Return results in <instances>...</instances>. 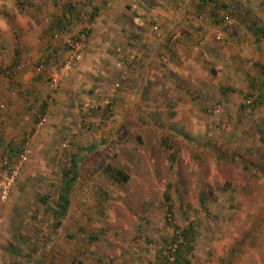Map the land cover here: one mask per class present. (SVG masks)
I'll return each mask as SVG.
<instances>
[{"label": "rangeland", "instance_id": "374dc122", "mask_svg": "<svg viewBox=\"0 0 264 264\" xmlns=\"http://www.w3.org/2000/svg\"><path fill=\"white\" fill-rule=\"evenodd\" d=\"M0 19V158L28 151L0 202V264H164L184 232L180 264H264V0H0ZM57 32L88 42L42 106L33 66ZM74 156L83 185L58 227Z\"/></svg>", "mask_w": 264, "mask_h": 264}, {"label": "built area", "instance_id": "2783aa9c", "mask_svg": "<svg viewBox=\"0 0 264 264\" xmlns=\"http://www.w3.org/2000/svg\"><path fill=\"white\" fill-rule=\"evenodd\" d=\"M88 42L86 33L65 35L61 33L49 34L46 40L45 48L48 50L46 53L37 57L34 63V70L38 74L45 73L48 92L43 99V105L47 106L53 102L56 93L60 87V82L66 79L74 68L81 62L84 50L86 49ZM60 46L65 55L60 64L56 65L53 69L48 68L49 59L52 55L48 54L54 47ZM54 52V51H53ZM25 65L19 63L12 67L8 74L24 71ZM28 118V117H27ZM48 112L43 109L35 117L34 130L40 129L48 121ZM28 151L26 148L19 149L16 159V164L10 163L6 158H0V202H4L9 197L15 180L18 176V172L23 163L27 161ZM184 239L181 233H177L174 241L169 246V253L172 254L167 258L168 264H175L173 254L183 244Z\"/></svg>", "mask_w": 264, "mask_h": 264}, {"label": "trees", "instance_id": "16d2710c", "mask_svg": "<svg viewBox=\"0 0 264 264\" xmlns=\"http://www.w3.org/2000/svg\"><path fill=\"white\" fill-rule=\"evenodd\" d=\"M66 9H69L71 11L75 10L76 7L74 4H72L71 1H68V3L65 5ZM96 10H94L93 13H91V16L89 17V21H92L95 17ZM78 15V13H77ZM98 151H96L95 147H92L91 149L87 150L88 154H94ZM79 156L72 157L70 161V165L67 169H65L61 175V187L59 190V195L57 199V203L55 207L52 209V217L55 219L56 226H61L63 218L66 216L67 212L72 206V193L75 191L76 188L83 185V181H81V170H82V163H80V160L78 158ZM104 173H108L112 179H114L118 183H123L128 180V175L123 173L119 169H115L111 165H105V169L102 170ZM169 211V209H168ZM183 239L185 240V232L182 233ZM175 238V237H174ZM174 238L172 241H174ZM171 241V242H172ZM183 245H181L177 251L173 254L175 259V264H180V261L182 260L181 257V248ZM168 250V249H167ZM168 256H165V262L167 263V258L171 256L168 251Z\"/></svg>", "mask_w": 264, "mask_h": 264}, {"label": "crops", "instance_id": "0c3cea01", "mask_svg": "<svg viewBox=\"0 0 264 264\" xmlns=\"http://www.w3.org/2000/svg\"><path fill=\"white\" fill-rule=\"evenodd\" d=\"M21 10V9H20ZM20 15V14H18ZM9 30H10V27L8 26V23L3 20L0 19V34H8L9 33ZM190 66V65H189ZM263 89H264V86H263ZM252 90V89H251ZM255 90V89H254ZM254 97L252 96V98L254 100L258 99V104H261L264 102V93L261 92L257 89L255 92H254ZM260 102V103H259ZM19 107V106H18ZM25 109H22V110H18L17 113L15 114L14 117H8L9 121L12 122V123H18V124H21L22 123V119L24 118L23 117V113H24Z\"/></svg>", "mask_w": 264, "mask_h": 264}]
</instances>
